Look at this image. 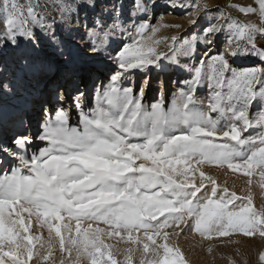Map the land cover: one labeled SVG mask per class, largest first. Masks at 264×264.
Here are the masks:
<instances>
[{
  "label": "snow or ice",
  "instance_id": "1",
  "mask_svg": "<svg viewBox=\"0 0 264 264\" xmlns=\"http://www.w3.org/2000/svg\"><path fill=\"white\" fill-rule=\"evenodd\" d=\"M98 2L0 0V55L11 49L15 64L10 71L0 61V92L15 96L37 70L42 41L67 65L84 55L112 67L93 82L91 105L88 85L77 83L75 75L71 90L57 86L56 107L41 109L37 139L43 146L31 154L30 135L0 139V153L16 161L0 174V264H29L34 256L48 261L57 238L60 264H118L119 249L105 237L135 245L119 264H133L137 251H142L139 264H188L181 249L170 245L167 229L177 237L188 231L207 240L233 234L264 240V208L255 207L251 187L238 196L199 167L242 172L249 186L258 175L264 191V46L256 42L264 36V0H255V8L230 5L246 15L258 11V24L217 8L219 16L198 32L200 16L190 20L191 33L172 36L171 42L157 38L169 25L153 24L156 0H131L127 14L123 0L99 8ZM164 6L192 8L177 0ZM208 11L204 8L205 15ZM221 34L228 47L213 52ZM200 44L208 50L197 59ZM229 56L233 61L254 56L259 64L237 67ZM168 67L187 74L175 81L178 90L170 99L161 88L158 98L145 104V87L125 83L137 71L147 77ZM201 87L208 90L204 99L197 95ZM10 121L26 126L0 103V128ZM33 222L47 228L46 253L34 252L36 243L43 249L45 242L28 234ZM257 261L264 264V250Z\"/></svg>",
  "mask_w": 264,
  "mask_h": 264
},
{
  "label": "rangeland",
  "instance_id": "2",
  "mask_svg": "<svg viewBox=\"0 0 264 264\" xmlns=\"http://www.w3.org/2000/svg\"><path fill=\"white\" fill-rule=\"evenodd\" d=\"M22 2H26V0H22ZM110 0H99L98 8L102 7L104 4L109 3ZM171 0H156L157 7L154 12H150V16L156 17L153 20V24L163 23L165 25H169V27L161 28L160 32L157 34V38H168L169 42H171L170 38L172 36H176L178 38L183 37L186 33H191L194 29L190 25V20L200 16L202 17L199 20V23L195 29V31H199L201 28L205 26L206 23L212 21L213 17L219 16V13L215 10L217 8L221 9L225 14L231 15L233 18L240 20L241 22H255L259 23V15L258 11L253 14H243L239 12L237 7H230V5L237 6H251L257 7L255 4V0H177V3H191L192 8L190 11L185 12L181 7L175 10V8H166L164 5L166 3H170ZM125 14H127L128 9L131 7V0H123ZM201 7L199 12L196 11L197 7ZM204 8H207L208 13L205 15ZM91 16V13H89ZM171 16V19H165V17ZM179 25V27H175ZM0 27H2V21H0ZM66 40H69V34L67 32L63 33ZM257 44L258 46H264V36H257ZM226 37L225 34H221L220 37L216 40V42L212 45L213 52H223L227 49ZM160 48L165 52L168 51L167 47L164 44L160 45ZM207 46L204 44H200L197 49V59L200 54L207 51ZM36 68L37 70L29 74V76L24 79L23 86L17 89V94L15 96H9L0 92V103H3L10 110L14 111L18 116H21L24 120V125L29 124L27 122V117L31 115L35 122H38V126L35 130L26 129L23 131L25 126H22L18 121H10L4 127H8L10 132V138L19 134H27L32 135L33 144L32 147L28 148V153L31 154L33 151L37 149V147L43 146L42 142L37 139V135L39 133L40 124L42 121V112L41 109L43 106H48L50 108L56 107V98L54 89L57 88L58 85L64 84L69 86V81L72 79L73 75L80 79L81 82L87 83L88 80V91L89 97L87 104L91 105L94 103L91 89L93 82L97 80V78H104L108 75V73L112 70L111 66L100 63L98 61L90 60L87 56L78 55L74 64L67 65L63 59L56 53L55 49L51 47L47 41H42L41 47L36 52ZM230 62L234 63L237 67L243 66H251L255 64H259V61L254 56H244L238 57L234 61L229 56ZM14 57L12 55V50L7 49L5 52L0 55V61H4L8 63L10 71L15 69V64L13 63ZM194 61H189V63H193ZM248 63V64H246ZM168 62L165 61V65L167 66ZM79 67L86 68V72H88V78L85 77L79 78V74H81V70ZM168 67L167 69H169ZM78 69V70H77ZM93 70V71H92ZM82 71H85V69ZM65 81H62L58 84V81L62 79L64 76H67ZM186 73L176 74H166L164 76L161 75L160 72L155 70L148 73L147 77L144 73L139 71L135 72L134 75L128 77L125 83L134 82L136 87L140 86L145 87V96L144 103L151 104L154 100H156L159 96L161 88L164 89V94L166 99L171 98V94L177 91L178 85L175 83L178 79H182L186 76ZM82 79V80H81ZM148 80V83L145 84V80ZM207 88L201 87L198 91L197 95L204 99L207 95ZM47 92V95L44 93ZM206 103V101H205ZM251 115H256V110L253 108ZM72 122L77 120V116L75 112L71 115ZM32 120V119H31ZM3 128V127H2ZM0 128V133H3V130ZM19 132V133H18ZM9 134V133H8ZM247 135V134H245ZM256 135V133H253ZM8 137V136H7ZM3 163L0 164V174L7 173L10 166H15L16 161L7 155L2 154ZM206 174L212 175L218 185L223 188L227 187L229 192H236L238 196H245L248 192V189L251 187V191L253 194V203L255 207L260 210L264 208V191H262L259 187L258 180L259 176L254 175L252 177L253 183L251 186L248 185V177L244 176L242 172H232L231 170L217 168L214 165H200ZM197 182L199 178V174H196ZM240 201H237L239 204ZM25 219L27 220V216L25 214ZM95 226V225H94ZM100 227H106L101 224ZM74 227V222H73ZM167 231L171 235V239L169 240L170 245L176 244L184 254L188 264H230L231 260H235L236 264H258L257 255L258 252L264 250V240H261L259 236L256 237H245L239 234H233L229 237H213L212 240H207L201 237L199 234L194 232L185 231L181 233L178 237L173 233V229H167ZM176 231H179L177 229ZM29 235L41 236L42 240L45 242V247L40 249L39 243H36V248H34V252L39 249L42 252L47 251V241L48 231L47 228H40L38 225L33 222L32 226L29 228ZM143 233L141 232L140 235ZM54 235V233H53ZM126 236V234H125ZM105 243L114 245L115 248L119 249L118 252H114V257L117 259L118 264L123 260L124 251L128 247H135V245H129L125 241L119 240L116 238H107L105 237ZM239 241V243H236ZM209 247L212 248V251L209 252ZM142 249V245H141ZM142 255V251H137L133 254V264H139L140 258ZM64 259H67V253L63 254ZM148 258H151V254H149ZM61 261V253L59 251L58 238L55 242V247L52 250V255L49 257L48 261L38 260L35 256L29 264H60ZM81 264H87V261H82Z\"/></svg>",
  "mask_w": 264,
  "mask_h": 264
},
{
  "label": "bare ground",
  "instance_id": "3",
  "mask_svg": "<svg viewBox=\"0 0 264 264\" xmlns=\"http://www.w3.org/2000/svg\"><path fill=\"white\" fill-rule=\"evenodd\" d=\"M176 9H178V7H176L175 8V10ZM165 19H171V16H167V17H165ZM246 64H248V63H246ZM78 69H80L81 70V74H79L80 76H79V78H82V76L83 77H85L84 79H86V78H88V72H86V68H83V67H79ZM77 69V70H78ZM82 69L84 70L85 69V71H82ZM93 71V70H92ZM161 73V75L162 76H164V75H166V74H176V75H179L180 74V72H177V71H174L172 68H169V69H167L166 71H164V72H160ZM67 77H68V75L67 76H64L62 79H60L59 81H58V84L59 83H61L62 81H65L66 79H67ZM82 80V79H81ZM89 80V79H88ZM88 80H87V83L86 84H88ZM76 82L77 83H80L81 81H80V79H78L77 78V80H76ZM56 89V88H55ZM55 89H54V91H55ZM177 90H178V88H177ZM44 95H47V92H45L44 93ZM65 106H67V105H65ZM36 117H34V118H32L31 117V115H29L28 117H27V122H29V124L27 125V127L25 126L24 128H23V131L24 130H26V129H31L32 131L33 130H35L36 128H37V124H38V122H35L34 121V119H35ZM32 119V120H31ZM40 127V126H39ZM1 130H3V133H0V139H10V130H9V128L8 127H3ZM9 133V134H8ZM19 133V132H18ZM34 133L35 132H33L32 133V135H34ZM24 135H27V134H24ZM32 135H31V138H32ZM8 136V137H7ZM30 147H32V145L30 146ZM3 155H2V153H0V160H2V157Z\"/></svg>",
  "mask_w": 264,
  "mask_h": 264
}]
</instances>
